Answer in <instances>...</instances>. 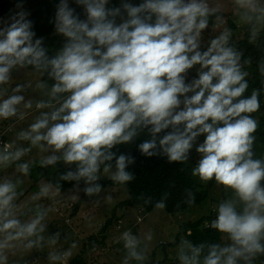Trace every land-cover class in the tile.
I'll return each mask as SVG.
<instances>
[{
	"label": "clouds",
	"instance_id": "clouds-1",
	"mask_svg": "<svg viewBox=\"0 0 264 264\" xmlns=\"http://www.w3.org/2000/svg\"><path fill=\"white\" fill-rule=\"evenodd\" d=\"M77 3L84 5L86 20H79L66 0H61L57 30L68 39L53 58L39 47L40 40L32 42L34 33L22 13L20 19L0 29V85L9 81L13 67L32 65L47 71L55 81L52 99L39 101L36 107L58 104L19 133V139L29 142L28 148L12 152L8 150L12 145H5L0 164L19 160L32 147L62 151L60 157L51 155L42 164H53L61 158L65 163H77V171L69 172L66 178H85L87 182L96 180L100 164L115 156L108 150L129 142L138 128L151 126L152 139L139 145L147 156L156 154V134L172 129L158 142L170 162L186 160L195 139L203 135V142L196 147L201 158L192 175L202 181L214 179L233 189L245 206L241 213L230 201L218 206L211 226L227 234L233 243L226 247L212 245L202 264H237V258L249 260L264 253V187L260 183L264 180V163L251 158L254 137L250 134L255 132L257 121L248 115L259 110L258 92L237 99L248 87L247 73L241 71L240 54L228 46L227 32L213 38L207 50H200L199 37L208 26V5L204 0L124 4L128 19L117 24L115 17L120 10L106 8L107 0ZM236 3L257 10L254 0ZM259 11L264 13V8ZM195 65L200 67L198 78L185 83L187 70ZM22 88L18 84L13 92ZM189 92L193 94L186 95ZM58 93L67 95L58 98ZM22 101L24 96L18 94L0 99V119L17 115ZM24 107L31 108L32 103L26 102ZM131 162L125 155L116 157L112 179L120 183L131 180V174L125 171ZM19 170L27 174L29 165L22 163ZM86 191H99V186ZM15 196L13 183H0V232L7 234L6 240L33 235L42 219L37 216L22 225L12 217ZM157 207L164 205L158 203ZM123 239L129 255L142 259L135 250L138 240L129 232L123 233ZM184 243L189 251H181L182 264H201L203 245ZM3 247L5 244H0Z\"/></svg>",
	"mask_w": 264,
	"mask_h": 264
},
{
	"label": "rangeland",
	"instance_id": "rangeland-1",
	"mask_svg": "<svg viewBox=\"0 0 264 264\" xmlns=\"http://www.w3.org/2000/svg\"><path fill=\"white\" fill-rule=\"evenodd\" d=\"M41 1L43 0H11L7 7V13L0 18V29L6 28L21 13L23 16L28 15L30 10ZM71 1L67 0L68 3ZM110 2L111 0H107V4ZM204 2L208 5L209 11H218L219 15L214 19L215 25L213 27L207 26L201 32L199 37L201 51L208 47L213 38L224 32L229 34L228 40L241 38L245 23L251 19L256 21L255 30L264 34V13L259 11L260 8H264V0H254L257 7L256 11L240 7L236 0H204ZM77 8L84 11L82 21L86 20L87 14L84 5L78 3ZM126 19H128V16L124 14L117 17L115 21L119 24ZM57 37L63 42L66 39L61 33H58ZM2 38L0 37V39ZM44 39L43 37H32V42L35 43L36 40L44 41ZM199 70V65L187 70L185 76L189 79L185 78V83H191ZM40 83L44 87H37ZM54 83L55 81L48 75L47 71H33L25 66L17 65L10 70L9 81L0 85V93H3V95H0V99L13 94L24 96V101L17 106V115L8 119H0V132L6 130L4 138L11 143L16 142L19 149L24 148L25 143H29L26 140L19 139V133L22 130H27L28 126L35 122L42 112L50 113L54 107L58 106L54 103L53 107L42 109L36 107L37 102L52 99L50 93ZM18 84L22 85L23 88L20 92L14 93L13 89ZM192 94L189 92L186 95L191 96ZM64 97H66L65 94L61 98ZM29 101L32 103V107L25 108L24 104ZM202 142L203 139L198 136L185 160L192 165V169L196 167L201 158V154L196 151V147ZM3 151L0 147V153ZM12 152H15V150ZM29 152L36 153L37 156L34 154L33 158L38 157L43 158V160L51 155L58 157L62 155V151L53 152L51 149L41 151L38 147H32ZM20 159H23L22 163H28L30 154L25 153ZM59 160H62L71 172L75 173L77 171V163H65L62 158ZM12 162L0 164V183L5 181L13 183L15 192L18 194L20 190L23 192L26 189V185L29 188L33 181H30L27 175L22 177L24 173L18 178L14 177L10 170L15 166ZM192 169L190 174L193 178L199 180L200 188L205 194L204 200L199 205L186 211L167 213L164 208L157 206L147 212L139 206L123 205L122 202L128 198V192L124 185L111 188L99 187V191L88 193L86 189L96 187L99 179H110L116 173L111 165H100L96 173V180L86 182L85 178L75 179V183L71 187L59 191L56 198H60L53 204V207L50 204L44 205L45 214L48 218L46 226L39 223L33 235L24 234L16 239L6 240L7 234L0 232V244H5V247L0 248V264H23L24 261L27 264H67L69 260L78 254L86 259V264H92L94 251H91L88 247L87 238L90 235H96V239L100 240L101 235L99 233L103 228L104 242L101 243V247L100 245L98 247L100 255L96 260V264H154V262L155 264H182L180 260L181 251L186 252L188 247L184 243L185 240H182L183 237L181 235L177 236L180 223L194 221L201 216L208 215L216 211L218 206L225 201L232 202L236 211L243 212L245 206L233 189L216 183L214 179L202 181L198 176L192 175ZM25 178L29 181L26 185H23ZM37 188L43 191L44 196L55 192L52 185L45 180L43 183L29 188L27 195H34ZM48 198L49 200L52 199L50 196ZM114 209L113 216L112 211ZM10 210L11 214L19 210L20 215L25 208L19 206V204L18 206L11 204ZM42 211L43 208L41 207L38 209V214ZM22 217L23 215H20L18 218L21 219ZM20 223L26 225L29 222L20 221ZM124 232H129L138 240L135 250L143 257L142 259H135L129 255V249L125 247L123 239ZM177 239H180V241L175 243ZM232 243L228 235H223L220 247H226ZM261 243L264 244V240ZM89 252L91 253L90 256L88 255ZM62 253L64 257L61 256ZM263 254L257 253L249 260ZM249 260L237 258V264H249ZM251 264L257 263L253 261Z\"/></svg>",
	"mask_w": 264,
	"mask_h": 264
},
{
	"label": "trees",
	"instance_id": "trees-1",
	"mask_svg": "<svg viewBox=\"0 0 264 264\" xmlns=\"http://www.w3.org/2000/svg\"><path fill=\"white\" fill-rule=\"evenodd\" d=\"M11 0H0V18L7 13V7ZM144 0H114L107 4L106 8L113 9L118 8L120 10L119 16L127 14L124 9V4H130L132 6H138L143 3ZM69 8L73 10L74 15L79 20H82L84 11L77 8V0L67 2ZM61 4V0H43L37 3L28 15L23 16L25 21L30 22V31L34 33L33 37H43L44 41H41L39 47L43 48L48 58L55 57L56 53L62 50L64 44L67 42L59 40L57 30V11ZM219 15L218 11H209L208 26L213 27L215 25L214 19ZM16 19H20V16ZM12 20L8 25L13 23ZM255 19L249 20L245 23V29L241 38L234 40L233 38L228 40V46L232 47L236 52L240 54V66L241 71L246 72L245 80L248 83V87L241 97L237 99L250 97L255 90L258 92L259 110L250 115L257 121V128L255 132L250 135L254 137L251 152L253 160H261L264 163V34L255 30ZM7 25V26H8ZM6 26V27H7ZM204 50H207L205 47ZM203 50V51H204ZM26 68L33 71L37 70L32 65H25ZM46 72V71H45ZM198 78V74L195 75V79ZM64 93H58L57 97L61 98ZM150 125L148 127L138 128L136 135L129 142L120 143L114 145L108 151L115 153L112 160H105L101 163V166L111 165L116 172L115 160L119 155H125L132 159L131 163H128L125 171L129 172L132 179L124 183H120L112 178H101L97 181L99 187H118L124 185L128 192V198L125 199L122 204L129 206H139L145 211H151L158 203L164 205V209L167 213H180L199 205L205 198V194L202 192L199 184V180L193 178L190 174L192 165L189 162L173 161L170 162L167 155L162 152L159 147V139L164 134L171 131V128L164 129L160 133L156 134L157 149L156 154L147 156L143 154L139 148V145L145 141L152 139L150 134ZM182 127V126H181ZM203 139V135H200ZM194 152V151H193ZM30 173L35 180L45 177L47 181L58 190H66L75 183V179L66 178L68 174L67 166L62 160H57L53 164L43 165L42 161H36L29 168ZM261 186H264V180L261 182ZM95 186H93L94 188ZM83 199V198H82ZM79 203V202H78ZM241 213L240 211H237ZM115 209L112 211L114 216ZM218 215V208L216 211L201 216L194 221H187L180 223L178 227L177 236L181 235L182 240L187 241L193 246L203 245L200 253L201 264L204 256H206L212 245H219L225 233L218 232L211 226L212 221L216 219ZM110 221V220H109ZM104 228L100 230V240L96 239V235H90L88 239V247L98 250L101 243L104 242ZM176 240L175 243L179 242ZM189 249L185 252L187 253ZM94 253V252H93ZM257 264H264V254L256 257L251 262ZM86 259L78 254L74 256L67 264H86ZM155 264V262H154Z\"/></svg>",
	"mask_w": 264,
	"mask_h": 264
},
{
	"label": "crops",
	"instance_id": "crops-1",
	"mask_svg": "<svg viewBox=\"0 0 264 264\" xmlns=\"http://www.w3.org/2000/svg\"><path fill=\"white\" fill-rule=\"evenodd\" d=\"M185 2H187V1L185 0ZM12 143L14 144L15 151L18 150L19 146L17 145V143L14 141ZM28 144L29 143H25L24 148H28L29 147ZM27 153L30 154V160L27 163L29 165V168L31 167V165L36 163V161L43 160V158H38V157L33 158L34 154H35V156H37L35 152H27ZM39 159H41V160H39ZM22 160L23 159L13 160V162H12L13 165H15V166H13L10 170H11L12 174H14V177L18 178V176L20 177L22 174V172L19 170V164H22V162H23ZM69 172H71V171L68 170V173ZM26 175L29 177L30 181L31 180L33 181L32 185L29 188L35 187L37 184L43 183L45 180L47 181V179L45 177H41V178L35 180L33 175L30 173V170L28 171L27 174H24V176H22V177H25ZM29 180L27 178H25L23 185H26ZM29 188L26 185V189L23 192H21V190H20L21 194H19L20 192L18 194L16 193V196L13 199L14 201L11 202V204H13V205L16 204L18 206V204H19V206L21 205L25 208V210L22 212V214H20V215H23V217L21 219L18 218L20 216L19 210H17L15 213L12 212V217L17 218L21 222H27V223L29 222L30 223L32 220L36 219L37 216H41L42 219L40 220V223L43 224L44 226H46V222H47L48 218H47V214H45L44 207L49 205V204L53 207V204L60 198V197L56 198V196L58 195L60 190L53 187V191H55V192L53 194L51 193V195L44 196L43 191H41L37 188V192H35L34 195L32 194L30 196V195H27L29 193V190H30ZM22 196H23V199H22ZM48 196H50L52 199L49 200ZM53 200H55V201L52 202ZM41 207L43 208V211H42V213L38 214V209H40ZM90 254L91 253L89 252L88 255L90 256ZM61 256L64 257V254L62 253Z\"/></svg>",
	"mask_w": 264,
	"mask_h": 264
},
{
	"label": "built area",
	"instance_id": "built-area-1",
	"mask_svg": "<svg viewBox=\"0 0 264 264\" xmlns=\"http://www.w3.org/2000/svg\"><path fill=\"white\" fill-rule=\"evenodd\" d=\"M57 55H58V54H57ZM182 75H183V74H182ZM185 78H187V77L185 76ZM66 95H67V94H66ZM6 129L10 130L9 128H6ZM5 131H6V130H5ZM5 131H1V132H0V147L4 150L6 144H11L12 147H11L10 149H8V150H9V151H13V150H14V145H13L10 141H8L7 139L4 138ZM139 219H140V218H139ZM91 251H94V253H93L94 258H93V259H94V260H97V258H98V256H99L100 253H99L98 250L95 249V248H93ZM23 264H27V262L24 261ZM92 264H96V262H93Z\"/></svg>",
	"mask_w": 264,
	"mask_h": 264
}]
</instances>
